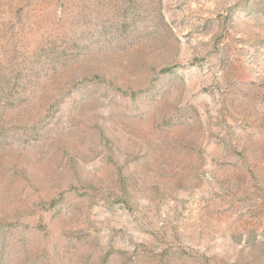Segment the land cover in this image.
<instances>
[{"label":"rangeland","instance_id":"1","mask_svg":"<svg viewBox=\"0 0 264 264\" xmlns=\"http://www.w3.org/2000/svg\"><path fill=\"white\" fill-rule=\"evenodd\" d=\"M0 264H264V0H0Z\"/></svg>","mask_w":264,"mask_h":264}]
</instances>
